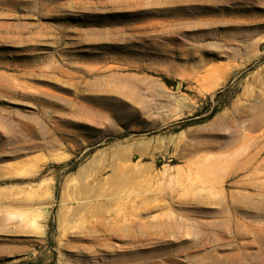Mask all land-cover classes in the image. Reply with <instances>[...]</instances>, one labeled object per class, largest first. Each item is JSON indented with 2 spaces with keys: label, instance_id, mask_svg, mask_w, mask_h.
<instances>
[{
  "label": "rangeland",
  "instance_id": "rangeland-1",
  "mask_svg": "<svg viewBox=\"0 0 264 264\" xmlns=\"http://www.w3.org/2000/svg\"><path fill=\"white\" fill-rule=\"evenodd\" d=\"M0 264H264V0H0Z\"/></svg>",
  "mask_w": 264,
  "mask_h": 264
},
{
  "label": "trees",
  "instance_id": "trees-1",
  "mask_svg": "<svg viewBox=\"0 0 264 264\" xmlns=\"http://www.w3.org/2000/svg\"><path fill=\"white\" fill-rule=\"evenodd\" d=\"M167 83L168 85H171L172 82H167ZM214 116H215V113H213L211 117H214Z\"/></svg>",
  "mask_w": 264,
  "mask_h": 264
}]
</instances>
